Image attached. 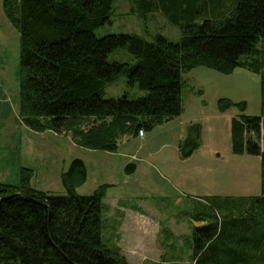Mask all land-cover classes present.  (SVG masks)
Masks as SVG:
<instances>
[{
    "label": "trees",
    "instance_id": "trees-1",
    "mask_svg": "<svg viewBox=\"0 0 264 264\" xmlns=\"http://www.w3.org/2000/svg\"><path fill=\"white\" fill-rule=\"evenodd\" d=\"M129 1L139 15L162 12L180 28V39L160 34L150 41L134 32L97 36L116 0L4 1L20 33L22 120L40 132L68 131L88 149L115 151L126 134L152 130L183 113V72L244 67L259 75L263 112L233 117L231 136L234 152L261 157V193L240 204L206 196L185 213L199 223L189 236L195 264H264V0ZM118 48L134 60L111 61ZM122 75L147 94L106 98L107 85ZM219 105L225 111L234 103L221 98ZM237 105L245 112L246 102ZM89 118L93 123L82 127ZM201 132L200 123L188 126L179 146L182 158L200 147ZM32 175L23 169L19 184L0 182V264H130L104 234L109 229L114 235L120 225L103 217L110 209L103 201L107 184L90 194L77 190L88 177L83 159L74 158L63 172L65 194L33 187Z\"/></svg>",
    "mask_w": 264,
    "mask_h": 264
},
{
    "label": "rangeland",
    "instance_id": "rangeland-1",
    "mask_svg": "<svg viewBox=\"0 0 264 264\" xmlns=\"http://www.w3.org/2000/svg\"><path fill=\"white\" fill-rule=\"evenodd\" d=\"M4 1L0 0V182L19 184L23 169H30L33 187L50 194H65L62 174L74 158H81L87 165L88 177L77 190L80 194H90L99 185L107 184L103 201L110 209L103 217L111 222L124 217L120 214L124 208L148 215L158 211L168 218L171 213L168 211L177 212L183 205H191L192 210L198 198L219 196L240 204L244 198L261 193V157L234 152L231 136L233 117L263 112L259 75L244 67L230 73L205 66L183 72L181 115L145 130L144 137L126 134L119 139L115 151L88 149L74 143L68 131L40 132L22 120L20 33L9 20ZM131 8L129 0H116L110 20L95 30L96 35L134 32L150 41L160 34L172 41L180 39V28L162 12L144 16ZM263 40L259 49H264ZM109 59L131 62L134 56L126 48H118L109 54ZM124 94L136 98L147 94V90L130 85L124 75L107 85L106 98ZM221 98L231 100L234 105L223 111L219 105ZM242 102H246L245 112L237 105ZM91 118L82 127H89L94 120ZM193 123L202 126L201 145L190 157L182 158L180 142ZM131 163L136 168L129 172L126 167ZM196 226L199 224L186 226L184 231L191 235ZM167 233L162 232L161 240L173 243L160 245L162 258L169 259L170 264H192L190 235H178L177 242L165 238ZM104 234L114 242L118 240L117 232L111 235L105 229Z\"/></svg>",
    "mask_w": 264,
    "mask_h": 264
},
{
    "label": "crops",
    "instance_id": "crops-1",
    "mask_svg": "<svg viewBox=\"0 0 264 264\" xmlns=\"http://www.w3.org/2000/svg\"><path fill=\"white\" fill-rule=\"evenodd\" d=\"M145 135L141 136L144 137ZM192 200L193 198H191ZM198 200L202 199L198 198ZM191 207V205H183L177 212L168 211L171 212L168 218L162 216L158 211H154L152 215L126 208H124V213L119 211L124 217L119 218L120 225L116 235V238H118L116 243L123 249L130 264H170L169 259L164 260L162 258L164 252L162 253L160 245L173 242L162 241L161 237H164L162 232L168 231L165 238L177 242L178 235L189 236L190 232L186 233L184 230L186 226L191 227V224L196 222L192 221L184 213L190 211ZM122 209L120 208V210ZM164 226H167V228H164ZM188 247L191 254H193L192 243L188 242ZM160 250L162 253L161 257ZM192 259L191 263L195 264L196 259L193 258V255Z\"/></svg>",
    "mask_w": 264,
    "mask_h": 264
},
{
    "label": "built area",
    "instance_id": "built-area-1",
    "mask_svg": "<svg viewBox=\"0 0 264 264\" xmlns=\"http://www.w3.org/2000/svg\"><path fill=\"white\" fill-rule=\"evenodd\" d=\"M139 134H140V135H144V134H145V130L141 129V130L139 131Z\"/></svg>",
    "mask_w": 264,
    "mask_h": 264
}]
</instances>
